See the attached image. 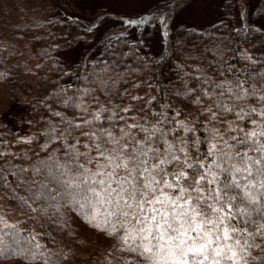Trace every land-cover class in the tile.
<instances>
[{
  "label": "trees",
  "instance_id": "1",
  "mask_svg": "<svg viewBox=\"0 0 264 264\" xmlns=\"http://www.w3.org/2000/svg\"><path fill=\"white\" fill-rule=\"evenodd\" d=\"M196 1L141 0L138 6L126 9L118 2L103 0H0V71L5 73L0 77V152L8 153L0 158V167L11 185V191L0 186V215L18 224L17 239L25 250L29 245L24 238L31 235L44 246L46 254H54L53 259L59 264H93L111 257L117 264H142L134 254L117 247L115 237L92 228L77 210L62 207L52 215L49 207L45 215L39 211L45 206L44 200H34L25 185L8 175L9 169H28L47 159L54 150L56 156L63 158L59 139L46 149L41 145L49 142V136L43 133L51 125L63 130L65 119L80 122L83 113L64 104L70 97H82L90 112L101 107L130 108L120 113L125 119L117 123L116 129H123L126 124L144 125L146 120L151 127L156 113L186 119L195 132L177 131L176 136L188 141L190 162L197 159V149L201 155L207 150L206 138L209 143L216 142L208 131L215 129L216 123L221 124L219 134L225 139L227 126H250L247 121H238L233 113L218 115L214 120L209 118L211 113L202 115V105L215 106L201 96L198 86L208 89V84H201L205 75L220 82L231 81L236 73L243 80L249 70H264V64L252 65L242 58L264 57V0H212L210 13L205 17L191 12ZM161 15L166 26L158 21ZM146 16L153 18L149 24L127 23ZM103 62L114 63L117 73H127L123 79L116 78L114 90H101L93 82L92 73L98 72L97 66ZM85 88L94 91L91 95L77 91ZM188 89L197 90L186 96ZM197 98L199 104L190 103ZM223 99L232 106L227 95ZM238 105L245 110L260 106L251 96L238 101ZM55 112L62 116L54 115ZM174 113L180 116L175 117ZM251 119L258 118L253 115ZM103 126L112 128L107 122ZM169 126L174 127L161 125ZM115 134L120 135L119 131ZM56 135L59 137L60 133ZM79 135L73 130V137ZM26 137L34 139L30 144L19 142ZM194 138L199 141L195 146ZM87 143V139H81V144ZM175 167L172 165L169 170ZM25 175L33 178L31 170ZM34 178L41 179L39 175ZM13 192L26 197L31 207L11 198ZM5 243L0 264H43L13 255L7 238ZM256 244L260 247L251 250L249 264H264V239L258 238Z\"/></svg>",
  "mask_w": 264,
  "mask_h": 264
},
{
  "label": "snow or ice",
  "instance_id": "2",
  "mask_svg": "<svg viewBox=\"0 0 264 264\" xmlns=\"http://www.w3.org/2000/svg\"><path fill=\"white\" fill-rule=\"evenodd\" d=\"M152 19L146 16L127 23L146 25ZM158 21L166 26L163 15ZM242 58L252 65L264 64V57ZM97 67L99 71L92 73L93 82L104 91L114 90L116 78L127 75L115 72L114 63L103 62ZM4 75L0 71V77ZM240 76L236 73L231 81L220 82L206 75L202 77L201 84L209 87L198 86V90L215 107L202 105L201 114L211 113L209 118L214 120L218 115L233 113L238 121H247L250 126L247 129L239 123L234 128L227 126V139L219 130L208 129L216 142L209 143L206 138L207 150L201 155L197 149L198 157L194 161L190 162L186 150L188 141L176 136L177 131L195 132L186 119L156 113V122L151 127L146 120L144 125L126 124L125 128L116 129L117 123L125 119L120 113L130 108L101 107L90 112L82 97L77 96L64 104L83 113L80 122L65 119L63 130L51 125L43 133L49 136V142L41 145L42 149L59 139L63 158L56 156L54 150L47 159L28 169H9L8 175L25 185L34 200H44L45 206L39 211L45 215L49 207L53 209L52 215L62 207L77 210L92 228L115 237L117 247L134 254L142 264H249L251 250L260 247L256 240L264 239V70H249L243 80ZM83 78L87 80V76ZM196 90L188 89L186 96ZM77 91L91 95L94 89ZM226 95L231 107L223 99ZM249 96L260 106H249L246 110L239 107L238 101ZM190 103L199 104L200 98ZM53 114L62 116L59 112ZM174 115L179 117L180 113ZM253 115L258 119L252 120ZM105 122L112 128H105ZM162 124L174 127H161ZM73 130L79 131V137L72 136ZM33 139L21 138L19 142L30 144ZM81 139L89 143L81 144ZM198 143L194 138L192 145ZM7 154L0 152V158ZM180 164L184 168L178 167ZM172 165L177 167L169 171ZM30 170L32 179L25 175ZM37 175L41 177L39 181L34 178ZM0 186L11 191L3 167H0ZM11 198L31 207L26 197L15 192ZM18 236V224L0 215V254L7 238L13 255H22L33 262L40 260L43 264H59L53 259L54 254L45 253L35 236L24 238L29 245L27 250L19 243Z\"/></svg>",
  "mask_w": 264,
  "mask_h": 264
},
{
  "label": "rangeland",
  "instance_id": "3",
  "mask_svg": "<svg viewBox=\"0 0 264 264\" xmlns=\"http://www.w3.org/2000/svg\"><path fill=\"white\" fill-rule=\"evenodd\" d=\"M103 1L111 2V3L118 2L120 3L121 6H127L128 8L126 9L134 8L141 3V0H103ZM211 1L212 0H197L194 6L191 8V12H193L195 15L200 17H205L206 15L208 16V14L210 13ZM1 40H0V49L3 48V43L1 42ZM220 125L221 124L216 123L215 129L219 130ZM172 169L173 168H171L169 171H171ZM93 264H117V261L116 259L111 257V258H107L106 260L103 259L102 261Z\"/></svg>",
  "mask_w": 264,
  "mask_h": 264
}]
</instances>
